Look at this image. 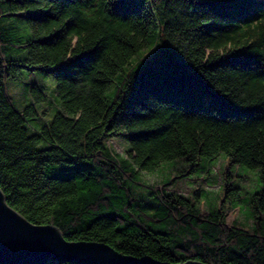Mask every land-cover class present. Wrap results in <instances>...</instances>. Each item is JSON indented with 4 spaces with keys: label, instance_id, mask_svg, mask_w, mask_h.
<instances>
[{
    "label": "trees",
    "instance_id": "1",
    "mask_svg": "<svg viewBox=\"0 0 264 264\" xmlns=\"http://www.w3.org/2000/svg\"><path fill=\"white\" fill-rule=\"evenodd\" d=\"M26 73L54 81L48 123L9 94ZM221 156L228 173L258 175L248 228L140 175L179 163L192 175ZM0 188L69 242L154 264H264V0H0Z\"/></svg>",
    "mask_w": 264,
    "mask_h": 264
},
{
    "label": "rangeland",
    "instance_id": "2",
    "mask_svg": "<svg viewBox=\"0 0 264 264\" xmlns=\"http://www.w3.org/2000/svg\"><path fill=\"white\" fill-rule=\"evenodd\" d=\"M145 58L152 60L151 52L147 53ZM33 87L44 92L45 102L40 104L35 102L32 93ZM8 91L20 109H23L28 103H34L41 117L40 124L48 123L57 107L54 101L53 79L39 73H26V76L20 81L9 83ZM107 144L115 154L126 157L128 144L124 138L108 139ZM228 163V160L221 156L212 162L207 170L192 175L191 169L182 163L176 166L163 165L154 173L141 172L140 175L145 183L159 190L169 189L187 197H192L197 192L199 200H201L202 212H207L211 207H220L224 204L223 212L227 226L232 227V225L240 224L248 228L253 225L248 203L249 194L258 186V175L239 167H232L231 173H228ZM179 174H182V177ZM226 181L230 182V185L241 188L238 207L224 203Z\"/></svg>",
    "mask_w": 264,
    "mask_h": 264
},
{
    "label": "water",
    "instance_id": "3",
    "mask_svg": "<svg viewBox=\"0 0 264 264\" xmlns=\"http://www.w3.org/2000/svg\"><path fill=\"white\" fill-rule=\"evenodd\" d=\"M51 263L154 264L149 258L123 255L105 243L69 242L56 226L33 224L9 206L0 188V264Z\"/></svg>",
    "mask_w": 264,
    "mask_h": 264
},
{
    "label": "snow or ice",
    "instance_id": "4",
    "mask_svg": "<svg viewBox=\"0 0 264 264\" xmlns=\"http://www.w3.org/2000/svg\"><path fill=\"white\" fill-rule=\"evenodd\" d=\"M232 2L237 8H240V9H245V8L249 7V5H250V0H232ZM60 241L63 243L62 238H60Z\"/></svg>",
    "mask_w": 264,
    "mask_h": 264
}]
</instances>
